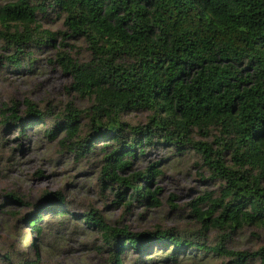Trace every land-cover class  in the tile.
<instances>
[{
    "label": "trees",
    "instance_id": "1",
    "mask_svg": "<svg viewBox=\"0 0 264 264\" xmlns=\"http://www.w3.org/2000/svg\"><path fill=\"white\" fill-rule=\"evenodd\" d=\"M48 9L63 16V36L83 38L88 45L87 62H76L65 50L57 52V60L70 75L69 88L92 104L87 111L68 106L65 113L53 114V126L44 136L77 158L98 149L104 162L99 180L110 190L115 187L117 205L126 207L133 202L159 205L160 187L150 188L162 174L159 161L132 169L148 148L161 145L176 154L196 149L223 183L208 210L193 208L202 223L199 234L211 226H264V0L0 3V39L13 50L5 67L30 66L32 45L54 41L55 33L36 20ZM24 103L22 114L17 102L0 107L4 129L16 126L23 135L26 127L45 120L46 113L33 101ZM138 110L149 112L145 124L122 120L123 114ZM82 117L88 118L83 135ZM196 128L218 130L221 149L193 141ZM42 201L46 205L27 219L38 233L43 211L58 218L68 214L60 191H44ZM82 222L101 233L111 264H123L128 250L144 261H152L148 254L153 251L175 261L186 249L196 257L216 254L227 259L224 264H264V246L251 252L226 248L224 242L209 246L172 228L132 232L107 223L97 209L84 213Z\"/></svg>",
    "mask_w": 264,
    "mask_h": 264
},
{
    "label": "rangeland",
    "instance_id": "2",
    "mask_svg": "<svg viewBox=\"0 0 264 264\" xmlns=\"http://www.w3.org/2000/svg\"><path fill=\"white\" fill-rule=\"evenodd\" d=\"M48 11L46 16L38 13L36 20L42 29L55 33L54 41L40 48L32 45L35 61L30 66L16 70L5 67V57L13 50L5 48L0 39V107L17 102L18 113L22 114L24 99H29L46 113L42 123L26 127L23 135L16 126L6 130L0 123V264H111L101 233L82 222L84 213L91 209H97L112 226H126L132 232L172 228L175 234L209 246L224 242L226 248L249 252L264 246V226L244 225L233 230L211 226L204 236L199 234L202 223L197 221L193 208L208 210L209 201L219 197L223 186L204 163L200 151L189 149L176 154L161 145L148 148L143 157L133 161L132 169L143 170L159 161L162 174L150 185L152 190L160 187L159 205L133 202L126 207L117 205L116 188L110 190L99 180L104 162L98 149L77 158L61 150L57 140L44 136V130L53 126V114L65 113L68 106L87 111L92 104V99L69 88L70 75L57 60V52L65 50L76 62H87L91 58L88 45L83 38L63 36V16ZM148 115V111H132L123 114L122 120L130 125L145 124ZM87 122L88 118H81V135L86 132ZM219 136L214 129L206 133L196 128L191 134L193 141L207 143L214 151L221 149ZM44 191H60L68 214L58 218L43 211L42 230L38 233L29 227L27 219L43 203L46 205L40 202ZM217 215L215 211L212 218ZM149 253H153L148 254L152 261H144L128 250L122 257L123 264H224L227 260L213 253L196 257L189 249L175 261L165 260L157 251Z\"/></svg>",
    "mask_w": 264,
    "mask_h": 264
}]
</instances>
